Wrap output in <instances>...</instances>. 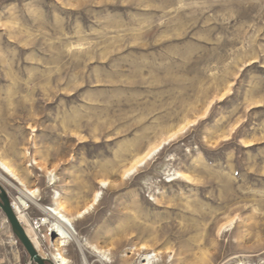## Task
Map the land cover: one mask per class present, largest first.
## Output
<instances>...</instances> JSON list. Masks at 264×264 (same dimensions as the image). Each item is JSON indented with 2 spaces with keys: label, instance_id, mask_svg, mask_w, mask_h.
I'll use <instances>...</instances> for the list:
<instances>
[{
  "label": "rangeland",
  "instance_id": "rangeland-1",
  "mask_svg": "<svg viewBox=\"0 0 264 264\" xmlns=\"http://www.w3.org/2000/svg\"><path fill=\"white\" fill-rule=\"evenodd\" d=\"M0 153L44 206L99 193L90 264H264V0H0ZM29 263L0 208V264Z\"/></svg>",
  "mask_w": 264,
  "mask_h": 264
},
{
  "label": "bare ground",
  "instance_id": "bare-ground-1",
  "mask_svg": "<svg viewBox=\"0 0 264 264\" xmlns=\"http://www.w3.org/2000/svg\"><path fill=\"white\" fill-rule=\"evenodd\" d=\"M182 128V127H181ZM185 129V126L181 129ZM178 134V132L173 133L171 136H175ZM159 146H156L153 149H151L149 152H146L139 160H136L135 163L127 170L128 173H133L137 169V166H139L141 163H143L147 157L150 155L151 152L155 151ZM177 178L183 177L182 173H176ZM0 179L14 188L21 196L27 198L30 201H33L36 206H38L42 211H44L50 218L53 220L51 221L52 227H54L57 231L56 235H58L57 240L54 239V236L51 231V238L52 240L48 243L50 246H53V244L56 245L59 241H61L62 245L68 246L70 241L76 242L80 248V254L81 258L84 260L85 264H90L88 261V252L86 249H94L96 252H98L102 258V260H110L111 258L108 257V252H102L97 246L93 245L89 241H83L79 237V232L76 229V222L79 221V219H83L85 217V214L90 211V209L93 207L94 203L99 198V193L95 196L94 202L90 204L85 210L78 212L75 215H69L65 208L61 205L59 198L60 194L58 193V196L54 198V204L50 206H44L39 202V196H40V190L39 189H32L29 188L22 177L21 173L15 168L13 165L9 163V161L0 153ZM173 179V180H175ZM105 183V182H104ZM101 194V193H100ZM12 208L15 211L19 221L24 224L26 223L25 229L27 234L29 235L30 239L32 240L33 244L35 245L36 249L39 251V253L47 259H50V255L45 254L41 251L40 246L41 240H39L37 236V229L32 225L29 221V216L26 212V203L24 205H21V201L15 200L12 203ZM47 222H50L49 220ZM61 249V248H60ZM59 248H56L54 255V260L51 261L57 262V264H69L70 260L66 258L62 251ZM95 252V251H94ZM52 253V252H51ZM151 257L156 258L159 257L158 254H154L153 256H150L149 253H146V260L147 262L144 263L145 260H143L142 264H155L154 261H152ZM72 261V260H71ZM55 264V263H54ZM72 264V262H71Z\"/></svg>",
  "mask_w": 264,
  "mask_h": 264
},
{
  "label": "water",
  "instance_id": "water-1",
  "mask_svg": "<svg viewBox=\"0 0 264 264\" xmlns=\"http://www.w3.org/2000/svg\"><path fill=\"white\" fill-rule=\"evenodd\" d=\"M0 208L4 212L7 221L10 223L12 231L20 243L24 246L25 250L30 256L29 264H54L50 259L44 258L36 249L32 240L26 232L25 227L19 221L15 211L12 208L10 198L7 191L0 183Z\"/></svg>",
  "mask_w": 264,
  "mask_h": 264
},
{
  "label": "built area",
  "instance_id": "built-area-1",
  "mask_svg": "<svg viewBox=\"0 0 264 264\" xmlns=\"http://www.w3.org/2000/svg\"><path fill=\"white\" fill-rule=\"evenodd\" d=\"M43 225H48V222H45ZM40 225H38V228H39V230H40ZM49 236H48V240H49V242L52 240V238H51V231L49 230ZM150 256H153V255H150ZM151 259H152V261H154V258L153 257H151ZM143 260H145L144 261V263H146L147 262V260H146V256L145 257H143Z\"/></svg>",
  "mask_w": 264,
  "mask_h": 264
}]
</instances>
